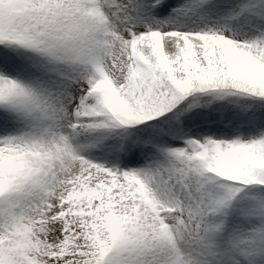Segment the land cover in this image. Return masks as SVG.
I'll return each instance as SVG.
<instances>
[{"label": "snow or ice", "instance_id": "obj_1", "mask_svg": "<svg viewBox=\"0 0 264 264\" xmlns=\"http://www.w3.org/2000/svg\"><path fill=\"white\" fill-rule=\"evenodd\" d=\"M0 264H264V0H0Z\"/></svg>", "mask_w": 264, "mask_h": 264}]
</instances>
